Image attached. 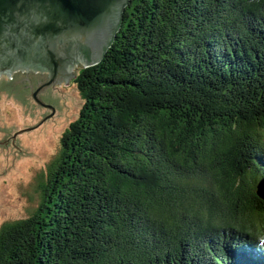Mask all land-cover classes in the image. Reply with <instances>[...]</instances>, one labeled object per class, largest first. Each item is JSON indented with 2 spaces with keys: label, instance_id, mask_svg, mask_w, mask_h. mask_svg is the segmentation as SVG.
<instances>
[{
  "label": "trees",
  "instance_id": "trees-1",
  "mask_svg": "<svg viewBox=\"0 0 264 264\" xmlns=\"http://www.w3.org/2000/svg\"><path fill=\"white\" fill-rule=\"evenodd\" d=\"M72 82L0 264H264V0H129Z\"/></svg>",
  "mask_w": 264,
  "mask_h": 264
},
{
  "label": "water",
  "instance_id": "water-1",
  "mask_svg": "<svg viewBox=\"0 0 264 264\" xmlns=\"http://www.w3.org/2000/svg\"><path fill=\"white\" fill-rule=\"evenodd\" d=\"M129 0H0V74L32 65L48 80L67 81L103 56L122 21ZM263 183L258 187L264 192ZM264 194V193H263Z\"/></svg>",
  "mask_w": 264,
  "mask_h": 264
},
{
  "label": "rangeland",
  "instance_id": "rangeland-1",
  "mask_svg": "<svg viewBox=\"0 0 264 264\" xmlns=\"http://www.w3.org/2000/svg\"><path fill=\"white\" fill-rule=\"evenodd\" d=\"M22 74L24 69L16 68L0 76V224L26 217L37 206L35 178L46 173L61 134L82 104L72 82L77 74L45 86L37 95L45 106L32 100L25 82L12 81Z\"/></svg>",
  "mask_w": 264,
  "mask_h": 264
},
{
  "label": "flooded vegetation",
  "instance_id": "flooded-vegetation-1",
  "mask_svg": "<svg viewBox=\"0 0 264 264\" xmlns=\"http://www.w3.org/2000/svg\"><path fill=\"white\" fill-rule=\"evenodd\" d=\"M23 68L24 69V74L20 78L16 80V75L15 77H12V81H16L17 83H23L25 82V86L28 87L30 90V93L39 85L44 83L46 81V74L44 73L43 70H41L39 67L32 66V65H24V66H18L17 69ZM16 69L13 70L15 72ZM45 75L43 78L42 75ZM3 74H0L2 76ZM18 76V75H17ZM6 76H3V78Z\"/></svg>",
  "mask_w": 264,
  "mask_h": 264
}]
</instances>
